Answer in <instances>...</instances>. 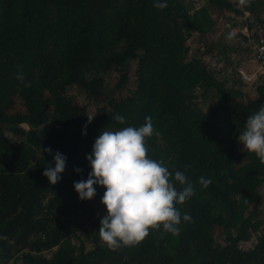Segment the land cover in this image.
Masks as SVG:
<instances>
[{"label":"trees","instance_id":"16d2710c","mask_svg":"<svg viewBox=\"0 0 264 264\" xmlns=\"http://www.w3.org/2000/svg\"><path fill=\"white\" fill-rule=\"evenodd\" d=\"M220 25L256 39L264 0H0V264H264V165L237 140L264 104V84L211 64V54L230 62L223 49L252 59L244 33L232 34L239 41L228 48L213 39ZM189 37L199 45L192 53ZM130 59L134 86L103 94V75L115 73L112 87H121ZM69 88L95 108L88 112ZM145 117L154 128L149 157L185 173L194 189L174 205L191 222L178 234L149 228L139 244L110 250L98 233L105 189L94 185L95 197L81 201L73 184L87 179L85 157L101 130L138 128ZM49 147L66 157L55 185L42 175L54 167ZM201 177L211 181L206 188Z\"/></svg>","mask_w":264,"mask_h":264},{"label":"clouds","instance_id":"9594fccd","mask_svg":"<svg viewBox=\"0 0 264 264\" xmlns=\"http://www.w3.org/2000/svg\"><path fill=\"white\" fill-rule=\"evenodd\" d=\"M239 4L248 6L250 0H239ZM154 6L163 9L167 5L157 3ZM15 78L22 83L25 81L22 71ZM30 86V82L25 83V87ZM94 117L87 116L85 129ZM113 119L119 124L126 122L122 115ZM153 133L151 117H145V123L138 128L128 126L116 131L104 128L95 138L91 153L85 157L91 168L87 179L73 184L81 201L95 197L94 185L105 189L100 203L106 215L100 219L98 233L101 242L110 250L139 244L148 236L149 228L162 226L164 230L178 234L182 221L191 222L190 215H182L174 205L184 204L194 195V189L185 173L175 171L173 175L163 161L149 157L146 139ZM237 140L243 150L254 153L264 165V104L247 118ZM43 151L52 155L54 167L48 164L42 175L50 185H55L65 169L66 157L58 151L53 153L50 147ZM75 171L80 173L82 169ZM173 181L184 187L177 190ZM199 183L206 188L211 181L201 177Z\"/></svg>","mask_w":264,"mask_h":264},{"label":"rangeland","instance_id":"374dc122","mask_svg":"<svg viewBox=\"0 0 264 264\" xmlns=\"http://www.w3.org/2000/svg\"><path fill=\"white\" fill-rule=\"evenodd\" d=\"M217 28H218L217 31H219V33H221V34L218 35L219 34L218 33L217 35H214V38L212 37L213 39H216L218 41V43H220L221 45L226 46L227 48H228L227 45H229V44L231 45V47L237 45L239 40L234 39L233 37L229 38L228 33L230 34V32L225 31V29L223 30L221 25L219 27H217ZM233 28L234 29L231 32V34H234L236 32H241V33H244V34L247 33V31H246V29L244 27L233 26ZM236 30H238V31H236ZM197 41L198 40H195V37L193 39L189 37V39L186 41V44L188 45V47H190V53H192L193 50L196 47H199ZM251 48H252V45H251ZM224 50L226 51L227 54L229 53L228 54L229 55L228 58L230 59V62H224L221 57L217 56L218 54L217 55H215V54L212 55L211 54V56L209 58L211 64H213V65L221 64L227 70H230L232 68V69H234V71L237 70V72H238V70H244V68L240 67V66H242V64L246 65L247 63L251 62L247 58V55H245V52L243 50H240L238 52L239 53L238 55L231 49H223V51ZM249 56H250V53H249ZM134 66H135L134 59H130V60L127 61V72L130 73V76L125 81V83L122 84V86L119 87V88H115L114 89L112 87L113 83H112L111 77L114 76L115 73L111 72L109 74L103 75V79L104 80H103V83H102V89H103L102 93L106 94V95H112V96H119V95H123L124 96L127 93V91L134 86V76H132V71L134 69ZM229 74L230 73H228L227 77H229ZM243 88H245V87L243 86ZM68 93L71 96H73V98L76 101H78L80 104H83L88 112L92 111L93 108H95L96 105L92 101H90L89 103H86L87 101L83 97V94L75 91V89L69 88L68 89ZM201 106H202L203 109H206L203 105H201ZM21 126L26 128V126L24 124H21ZM259 190H260V193H261V203L259 205V209H260L261 213H264V181L262 183V186H260ZM262 221H263L262 225H260L259 227L264 229V217H262ZM256 232L251 234L250 237L247 240L241 241L239 243L240 247H242V248L250 247L252 245V243L254 242V235H255Z\"/></svg>","mask_w":264,"mask_h":264},{"label":"built area","instance_id":"2783aa9c","mask_svg":"<svg viewBox=\"0 0 264 264\" xmlns=\"http://www.w3.org/2000/svg\"><path fill=\"white\" fill-rule=\"evenodd\" d=\"M233 29V27L227 28L230 33ZM245 35L248 42L252 43L251 67L249 69L238 70L237 74L244 84H264V30L259 37L253 40L249 38L247 33Z\"/></svg>","mask_w":264,"mask_h":264}]
</instances>
